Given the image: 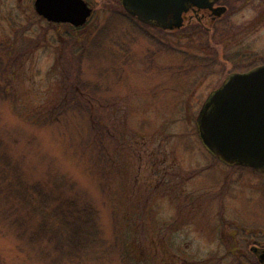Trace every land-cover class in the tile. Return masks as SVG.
Returning <instances> with one entry per match:
<instances>
[{
  "label": "rangeland",
  "instance_id": "rangeland-1",
  "mask_svg": "<svg viewBox=\"0 0 264 264\" xmlns=\"http://www.w3.org/2000/svg\"><path fill=\"white\" fill-rule=\"evenodd\" d=\"M85 1L73 28L34 0H0V154L27 182L58 174L93 204L102 248L89 264H260L264 174L210 153L196 118L229 73L264 63V0H221L207 30ZM19 246L0 228V264L45 263Z\"/></svg>",
  "mask_w": 264,
  "mask_h": 264
},
{
  "label": "water",
  "instance_id": "water-1",
  "mask_svg": "<svg viewBox=\"0 0 264 264\" xmlns=\"http://www.w3.org/2000/svg\"><path fill=\"white\" fill-rule=\"evenodd\" d=\"M139 21L165 29L178 28L189 6L211 8V0H119ZM35 12L48 21L84 24L92 8L85 0H34ZM219 14L224 6L212 8ZM204 147L225 163L264 170V63L232 72L204 100L197 118ZM264 264V249L258 250Z\"/></svg>",
  "mask_w": 264,
  "mask_h": 264
},
{
  "label": "trees",
  "instance_id": "trees-1",
  "mask_svg": "<svg viewBox=\"0 0 264 264\" xmlns=\"http://www.w3.org/2000/svg\"><path fill=\"white\" fill-rule=\"evenodd\" d=\"M65 180L27 182L18 162L0 154V228L46 264H89L102 248L99 214L76 191L65 193Z\"/></svg>",
  "mask_w": 264,
  "mask_h": 264
},
{
  "label": "flooded vegetation",
  "instance_id": "flooded-vegetation-1",
  "mask_svg": "<svg viewBox=\"0 0 264 264\" xmlns=\"http://www.w3.org/2000/svg\"><path fill=\"white\" fill-rule=\"evenodd\" d=\"M212 1V5H211V8L209 7H205V8H198L196 6H189L187 11L183 12L182 13V18H183V22H184V19H185V16H186V19L188 20L189 23L191 24H197V25H201L203 26L204 28H206V30L208 29L207 26L204 25V20L206 18L209 19V21H216L219 19V17L222 16V14L226 11V6L225 5H219L220 1L221 0H211ZM218 6H224L225 7V10L223 12H220L219 14H216L212 8H216ZM183 25V24H182ZM182 26H180L181 28ZM173 30H175L174 28H171ZM250 69V68H249ZM248 70V69H247ZM246 71V70H244ZM235 72V71H234ZM237 72V71H236ZM241 72V71H240ZM232 73V72H231ZM230 74V73H229ZM223 162V161H222ZM226 166H231V165H235V164H229V163H225L223 162ZM252 168V167H251ZM258 172H261L262 174H264V170L260 171V170H257L255 168H252ZM257 235V232L254 233V236ZM258 238L260 239H257L255 240L251 246H250V251L252 252L253 255H255V257L257 258V253H255L252 248L253 247H256L258 250L260 249H264V233H261L260 235H258ZM258 260V258H257ZM258 262L260 264H262L259 260Z\"/></svg>",
  "mask_w": 264,
  "mask_h": 264
}]
</instances>
